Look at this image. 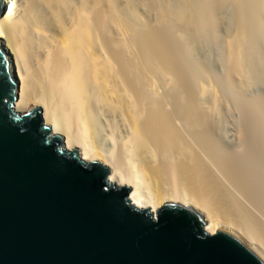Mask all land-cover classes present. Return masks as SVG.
<instances>
[{
	"label": "bare ground",
	"instance_id": "1",
	"mask_svg": "<svg viewBox=\"0 0 264 264\" xmlns=\"http://www.w3.org/2000/svg\"><path fill=\"white\" fill-rule=\"evenodd\" d=\"M147 1L155 12L144 13L169 31L135 13L146 6L133 0H25L17 16L20 0H5L0 38L18 84L15 108L41 107L65 147L110 166L112 182L131 186L141 208L190 205L212 233L239 231L264 252V105L254 118L229 119L213 80L190 68L205 43L215 54L209 65L235 89H251L253 72L264 75V56L256 72L249 56L264 42V0ZM115 116L126 134L115 130L123 138L102 146L103 120L113 125Z\"/></svg>",
	"mask_w": 264,
	"mask_h": 264
},
{
	"label": "water",
	"instance_id": "2",
	"mask_svg": "<svg viewBox=\"0 0 264 264\" xmlns=\"http://www.w3.org/2000/svg\"><path fill=\"white\" fill-rule=\"evenodd\" d=\"M10 68L0 38V264H264L246 235L212 233L190 205L141 208L110 166L65 147L41 107L16 110Z\"/></svg>",
	"mask_w": 264,
	"mask_h": 264
},
{
	"label": "rangeland",
	"instance_id": "3",
	"mask_svg": "<svg viewBox=\"0 0 264 264\" xmlns=\"http://www.w3.org/2000/svg\"><path fill=\"white\" fill-rule=\"evenodd\" d=\"M135 0H133V2H134ZM147 1V0H146ZM139 2V3H138ZM138 2L136 1V5H137V3H138V5L142 2V0H138ZM143 2H145V0L143 1ZM142 2V3H143ZM148 2V1H147ZM146 2V3H147ZM20 4L19 5H21V6H17V9L15 10V11H17L16 13H14V16H17V14H19L21 11H22V9H19V8H23V3H25V0H20V2H19ZM134 3H130L131 4V6L130 7H132V8H134L133 6H132V4H134ZM146 3L144 4H141L142 6L144 5V6H146ZM126 5H127V2H126ZM137 5V6H138ZM140 5V6H141ZM147 5H148V3H147ZM135 6V5H134ZM137 6H135V8H137ZM139 7V6H138ZM144 7H139V8H137V9H139V10H137L135 13H139L138 15L139 16H144L145 18H144V20L145 19H147L148 21H150V24H152V22L153 21H155V23L156 24H158V26H159V22L157 23V21L156 20H158V19H156L157 18V16L158 15H156L157 13H155V14H153V13H148V14H150V15H148L147 16V14L146 13H144V12H148V10L150 9L148 6H146L145 7V9L147 8V10H145V9H143ZM132 10V9H131ZM133 10H136V9H133ZM19 11V12H18ZM139 11V12H138ZM150 11H152V12H155V10H149V12ZM141 12H142V14L143 15H140L141 14ZM157 12V11H156ZM16 14V15H15ZM144 14H146V15H144ZM136 16H137V14H136ZM156 16V17H155ZM147 17H149V18H147ZM151 17V18H150ZM155 17V18H154ZM139 18H141V17H139ZM138 18V21L137 22H140V20H142L140 23H144V20L141 18V19H139ZM153 18V19H152ZM136 19H137V17H136ZM151 19V20H150ZM155 19V20H154ZM133 22V21H132ZM134 23L135 25H137L138 23ZM139 23V24H140ZM142 23V25H144L145 24V26L144 27H146L147 25H149L148 23L149 22H145L144 24ZM147 23V24H146ZM138 24V25H139ZM153 25V24H152ZM139 26H141V24L139 25ZM151 26V25H150ZM150 26L149 27H146V28H149L150 29ZM153 26H155V27H158V26H156L155 24L153 25ZM152 26V29H154L155 27H153ZM161 26V25H160ZM159 26V28L161 29L163 26H161L160 27ZM137 27V26H136ZM167 28V29H166ZM170 28V27H169ZM156 29V28H155ZM167 30V31H169L168 30V27H165L164 26V28H162V30ZM163 30V31H164ZM172 30V29H171ZM171 30H170V32H171ZM166 31V33L168 34V35H171V34H169L168 32ZM174 31V30H173ZM221 31V32H220ZM219 32L221 33L220 34V36L222 37V39H224V37H225V35H223V34H225L224 33V31H222V30H220ZM177 31H174V35L177 37L180 33V31L177 33V35L175 34ZM182 32V31H181ZM223 32V33H222ZM173 34V33H172ZM174 35H171V37L172 36H174ZM181 35H182V33H181ZM181 35L179 36V37H175L176 39H178V38H181ZM224 36V37H223ZM173 38V37H172ZM258 43V42H257ZM200 44V45H199ZM199 44H197V46H198V48L196 47V51L198 52H195V55H196V53H197V58L198 59H196V58H193L194 59V61L195 62H197L198 60H200V62H199V64L201 63V65H207L206 67H210V69H212V70H210V69H208L209 71H208V73L210 72H212L211 74H210V76H209V74L207 75V73H206V75L204 76L203 74H201V73H204L205 71L201 68L202 66H197L196 64L198 63H195V65H194V61L192 62V65L190 66V68H191V70L193 69V74L195 75V77L197 76H201V78H203L204 77V80L207 78V77H209V78H207L210 82H211V80H213L212 81V84L215 86L214 87V90L217 92V93H219V95H221V97L223 98V100H225V103L226 104H224V106H225V108H224V113H226L225 115H229L228 117H229V119H232V120H242V119H251V118H254V116H255V114H254V112H256V110L257 109H259L261 106H262V104L264 105V75H262V71L263 70H260V72L258 71L259 69H261V67L262 66H260L261 64H260V60L261 59H263V57H262V55L264 56V42L262 41V40H260L259 41V43H258V45H259V51H258V53H257V51H256V54H254L253 52L252 53H250L249 54V56L250 57H252L253 58V60H252V63L251 64H256V65H259V67L258 66H255L254 67V65H252V69H253V71L255 70V72H256V70L258 71V73L257 74H261L260 75V77L257 75V74H255L254 72H253V76H254V78L256 79L257 77V82L253 85V86H251V89L249 88V89H247V90H242V92H241V89H239L238 90V87H236V89L233 87V86H231L232 84L230 83V81L228 80L229 78L227 77L226 78V76H228V74L222 69V68H220V66L218 65V67H217V64H216V62H213L212 61V66H210L209 65V63H208V61L207 60H209V59H207V58H209L210 56H211V54H210V52L213 54V51L211 50L212 48L210 47V46H208L207 44H205V43H199ZM204 44V45H203ZM262 44V45H261ZM202 45V46H201ZM205 46V47H204ZM206 46H208V47H206ZM262 46V47H261ZM211 48V49H210ZM260 48H261V50H260ZM263 48V49H262ZM210 51V52H209ZM260 51L262 52V53H260ZM209 54V55H208ZM251 54H252V56H251ZM254 54V55H253ZM258 54H259V56H258ZM261 54V55H260ZM213 55H215V54H213ZM257 55V56H256ZM196 57V56H195ZM249 57V59H250V62H251V58ZM258 57V58H257ZM192 58H190V59H192ZM192 59V60H193ZM257 59L259 60V61H257ZM205 60L207 61V63H203L202 64V62L201 61H203V62H205ZM254 61V62H253ZM258 63H257V62ZM191 64V63H190ZM214 64H216V66L214 65ZM198 67V68H196V67ZM192 67H194V68H192ZM257 67V68H256ZM196 68V69H195ZM201 70H200V69ZM256 68V69H255ZM194 69H195V73H194ZM197 69H198V71H199V73H198V71H197ZM223 70V71H222ZM202 71H204V72H202ZM197 74V75H196ZM199 74V75H198ZM201 74V75H200ZM205 74V73H204ZM226 75V76H225ZM196 77V78H197ZM259 78H261V79H259ZM198 79H200V77H198ZM227 79V80H226ZM201 80V79H200ZM204 80H202V82L204 81ZM208 80H206V81H208ZM260 80V81H259ZM208 81V82H209ZM211 84V86H213ZM218 85V86H217ZM231 87H233V88H231ZM216 88V89H215ZM234 92H236V93H234ZM234 94V95H233ZM246 95V96H245ZM242 96V97H241ZM234 97V98H233ZM257 97V98H256ZM250 98V99H249ZM248 102V103H247ZM260 102V103H259ZM243 103V104H242ZM244 104H246V105H244ZM249 104H251V105H249ZM252 105L254 106V108H252ZM257 105V106H256ZM260 105V106H259ZM247 106V107H246ZM256 106V107H255ZM258 106H259V108H258ZM249 110V108H250V110L249 111H247V109ZM33 108V107H32ZM257 108V109H256ZM254 109V110H253ZM29 109H27V110H21V112H25V111H28ZM226 110V111H225ZM253 112V114L254 115H252L251 113ZM250 116V117H248V115ZM245 116V117H244ZM253 116V117H252ZM116 117V116H115ZM244 117V118H243ZM113 119H115V120H113ZM111 120V119H110ZM119 120V118L118 117H116V118H112V120H111V123H113V121H117L116 123H118V124H116L115 122V124L113 123V125H109L108 124V126H110V128L106 125L108 122L107 121H109V120H103L104 122V124H103V126H105L104 127V129H103V127H102V130H103V132L105 133H103L102 131H101V133H100V136L103 134V135H106V136H103L102 137V140H103V145L102 146H108V147H113L114 146V144L116 143V141H118V139L120 138V139H122L121 138V136L119 137V135H122L123 134V136H124V134H126L125 132H126V128H125V125H122L121 124V122L120 121H118ZM105 122H107V123H105ZM110 122V121H109ZM116 127H115V126ZM108 128V129H107ZM116 128V129H115ZM111 129H113V130H111ZM123 131H122V130ZM107 130V131H106ZM115 130H117L118 131V133H119V135L117 134V131H115ZM112 131V132H111ZM112 133V134H111ZM113 133H115L116 134V136H115V134H113ZM108 134V135H107ZM99 136V138L101 139V137ZM111 136V137H110ZM117 136H118V138H117ZM109 137V138H108ZM109 139H111L110 141H109ZM116 139V140H115ZM119 139V140H120ZM101 140V141H102ZM107 140V141H106ZM115 140V141H114ZM101 143V144H102ZM108 143V144H107ZM114 143V144H113ZM113 145V146H112ZM107 147V148H108ZM75 148V147H74ZM110 148H108V149H110ZM242 149V148H241ZM244 149V148H243ZM242 152H244L243 150H242Z\"/></svg>",
	"mask_w": 264,
	"mask_h": 264
}]
</instances>
